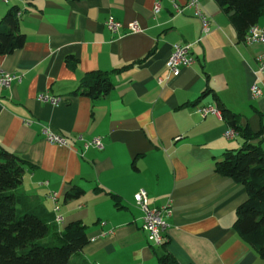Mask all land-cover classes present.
<instances>
[{
  "label": "crops",
  "instance_id": "crops-1",
  "mask_svg": "<svg viewBox=\"0 0 264 264\" xmlns=\"http://www.w3.org/2000/svg\"><path fill=\"white\" fill-rule=\"evenodd\" d=\"M186 2L0 0V20L17 8L24 34L21 48L0 56V69L19 76L0 88V145L26 161L21 188L62 217L60 229L84 224L88 241L81 254L91 264H160L165 251L178 264H264L233 228L245 187L215 171L223 152L244 139L226 138L230 126L221 116L196 111L219 106L259 131L264 73H257L256 57L264 42L240 40L215 0H200L209 21L203 34L191 8L175 11L174 3ZM109 17L118 22L115 32L105 25ZM133 21L138 31L130 30ZM184 43H192L194 62L159 83L172 46ZM96 71L113 84L106 95L72 93ZM253 83L259 98L250 97ZM40 94L61 102L52 105ZM43 126L67 144L46 141ZM93 138L102 148L84 149ZM252 142L264 149V137ZM73 188L81 193L67 198ZM140 189L150 206L170 205L164 245L148 242L141 227L133 200Z\"/></svg>",
  "mask_w": 264,
  "mask_h": 264
},
{
  "label": "trees",
  "instance_id": "trees-1",
  "mask_svg": "<svg viewBox=\"0 0 264 264\" xmlns=\"http://www.w3.org/2000/svg\"><path fill=\"white\" fill-rule=\"evenodd\" d=\"M215 1L229 15L240 40L264 16V0ZM17 11L12 7L0 20V56L24 44ZM112 85L107 73L96 71L84 76L72 93L98 99ZM218 109L221 118L244 142L238 149L223 152L215 161V171L245 187L246 198L236 209L233 228L264 259V149L259 142H252L264 137V121L253 133L247 125L239 124L237 115L219 106ZM26 165L25 160L0 145V264H91L81 254L88 241L84 224L76 221L60 229L55 212L38 195L22 190ZM80 193L81 189L73 188L66 197ZM159 262L178 264L168 251Z\"/></svg>",
  "mask_w": 264,
  "mask_h": 264
},
{
  "label": "built area",
  "instance_id": "built-area-1",
  "mask_svg": "<svg viewBox=\"0 0 264 264\" xmlns=\"http://www.w3.org/2000/svg\"><path fill=\"white\" fill-rule=\"evenodd\" d=\"M4 3H8L11 0H1ZM173 7L176 12H181L184 7L191 8L193 14L198 17L202 24V33L207 34L209 32V21L206 14L202 11L200 6V0H187L185 6L180 7L173 4ZM160 9L159 4H155L154 13L158 12ZM18 15V12H17ZM106 27L111 32H115L118 28V22H116L112 17H109L105 22ZM130 30L132 32L138 31L139 26L136 21H133L130 24ZM245 44H253L256 42H264V24H255L251 26L247 33L245 34L243 40ZM192 43L184 44H174L172 46V51L170 56L165 64L166 76L158 77L157 80L159 83H163L169 76H177L180 73V69L184 66H188L194 62V57L191 52ZM257 61V73H264V53L259 54L256 57ZM14 79H19V76L14 75L13 73L6 72L0 69V88H9ZM250 97L252 99L259 98L262 95L260 87L253 83L250 88ZM39 100L48 102L52 105H57L61 102V98L58 96H51L49 94H40L38 96ZM200 116L204 117L207 114H214L217 116L220 115V111L215 105H205L198 107L196 110ZM42 133L44 138L49 143H54L58 145H66L67 140L63 135L53 132L48 126L42 127ZM236 135V131L232 128H228L224 132L226 138H232ZM81 139V137H79ZM89 146L95 148H102V143L99 138H93L89 141H84L83 148L87 149ZM50 197L56 199V194L51 193ZM134 203L142 212V229L146 231L147 240L154 245H162L165 242L164 231L168 227L167 217L171 213L170 205L165 204L163 206L154 207L148 204L147 193L144 189L138 190L133 195ZM54 210H57V206L54 207ZM55 220L58 224L62 222V217L56 215Z\"/></svg>",
  "mask_w": 264,
  "mask_h": 264
}]
</instances>
